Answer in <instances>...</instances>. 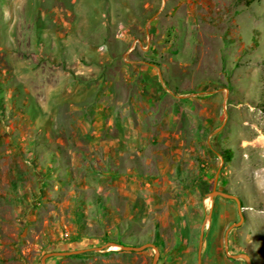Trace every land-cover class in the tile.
Segmentation results:
<instances>
[{
  "label": "rangeland",
  "instance_id": "1",
  "mask_svg": "<svg viewBox=\"0 0 264 264\" xmlns=\"http://www.w3.org/2000/svg\"><path fill=\"white\" fill-rule=\"evenodd\" d=\"M215 187L264 264V0H0V264H247Z\"/></svg>",
  "mask_w": 264,
  "mask_h": 264
},
{
  "label": "water",
  "instance_id": "2",
  "mask_svg": "<svg viewBox=\"0 0 264 264\" xmlns=\"http://www.w3.org/2000/svg\"><path fill=\"white\" fill-rule=\"evenodd\" d=\"M209 195L212 198V200H214V198L217 196H221L224 198L235 200V202L237 204V208H238L239 220L232 222L227 227V229L225 231V236H224L225 252L227 253V255L229 257L243 258L246 260L247 264H252V259H251V256L249 254H247V253L232 254L229 252V247H228L230 231L233 228L240 226L243 223L244 218H245L244 207L242 205L241 198L235 194L230 193V192L219 190L216 187L212 190V192H210ZM211 213H212V209L210 210V212L207 216L210 217ZM208 217H207V219H208ZM207 219H205V221L203 222V225H202L201 236H200L201 238H200L199 249H198V264H202V249H203V240H204L203 238H204V230L206 227ZM109 246H118L124 250H134V251H140V250H143L147 247H153L154 249H156L157 252L154 255L152 264H157L158 259H159V250L154 243L148 242V243L142 244L140 246H135V245H130V244H119L117 242L111 241V242H108L107 244L99 246V247H90V248H80V249H74V250H62V251L47 252L43 255L42 262L45 264L46 259L48 257H51V256H70V255L84 253V252L91 251V250H101V249H103L105 247H109Z\"/></svg>",
  "mask_w": 264,
  "mask_h": 264
},
{
  "label": "trees",
  "instance_id": "3",
  "mask_svg": "<svg viewBox=\"0 0 264 264\" xmlns=\"http://www.w3.org/2000/svg\"><path fill=\"white\" fill-rule=\"evenodd\" d=\"M227 153L229 154V156H230V153H229V151H227Z\"/></svg>",
  "mask_w": 264,
  "mask_h": 264
}]
</instances>
